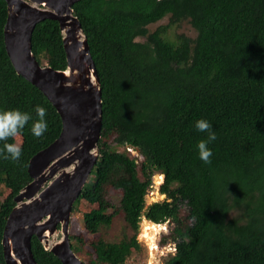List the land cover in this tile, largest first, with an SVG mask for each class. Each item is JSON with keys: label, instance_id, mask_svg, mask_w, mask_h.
<instances>
[{"label": "trees", "instance_id": "16d2710c", "mask_svg": "<svg viewBox=\"0 0 264 264\" xmlns=\"http://www.w3.org/2000/svg\"><path fill=\"white\" fill-rule=\"evenodd\" d=\"M72 8L87 38L102 101L99 155L78 200L100 201L99 191L115 162L127 166L131 181L130 190L113 205L82 213L85 232L96 240L88 253L81 239L72 236L73 253L84 256V264H124L135 247L141 218L162 224L175 211L167 201L191 195L195 221L176 231L181 237L165 264H264V0H79ZM165 11L189 19L196 31L183 76L158 45L148 63L122 55L123 48L137 43L134 39L143 37L146 27ZM6 16V4L0 0V110L19 109L35 120V107L40 105L47 111L48 124L37 138L29 121L20 135V159L0 158V185L16 195L31 181L30 158L58 137L61 120L42 93L12 68L3 42ZM31 47L40 65L65 69L57 22L38 23ZM200 118L217 136L208 145L211 164L200 160L196 148L207 138V133L195 129ZM111 128L117 142L126 146L123 153L102 148ZM126 148L134 150L141 162ZM154 174L163 176L158 192L165 200L145 207ZM238 201L252 212L243 227L232 222L227 233L230 203ZM13 206V197L0 205V226ZM117 217L127 232L111 241L106 235ZM31 251L37 264H61L35 237ZM0 264H5L1 242Z\"/></svg>", "mask_w": 264, "mask_h": 264}, {"label": "water", "instance_id": "95a60500", "mask_svg": "<svg viewBox=\"0 0 264 264\" xmlns=\"http://www.w3.org/2000/svg\"><path fill=\"white\" fill-rule=\"evenodd\" d=\"M3 1V42L10 64L42 93L61 120L58 137L30 158L31 181L13 197L14 206L0 226L3 259L5 264H37L31 251L35 237L61 264H84L72 251L69 226L73 205L99 155L102 101L87 38L72 8L79 0ZM44 20L58 24L64 70L40 65L32 53L33 30Z\"/></svg>", "mask_w": 264, "mask_h": 264}, {"label": "rangeland", "instance_id": "374dc122", "mask_svg": "<svg viewBox=\"0 0 264 264\" xmlns=\"http://www.w3.org/2000/svg\"><path fill=\"white\" fill-rule=\"evenodd\" d=\"M196 31L190 24L189 19L178 18L170 15L167 11L163 12L160 18L146 27L143 37L137 38V43L133 46H125L122 55L124 58L134 57L142 59L143 63H148L152 59V49L154 45L160 47V52L170 59V66L179 76H183L189 67L191 51L195 45ZM184 55L185 59L181 56ZM46 65V64H44ZM110 136L102 146L105 150L117 151L123 153L124 145H120L116 138L117 132L110 129ZM21 145V137L18 136L15 141ZM130 155L137 158V163L141 162V157L134 150L127 149ZM130 173L126 165L115 162L108 173L106 183L101 187L100 201L93 204H82L77 202L72 208L69 240L72 236H77L83 242V248L88 252H92V244L96 237L85 232L82 224V213L87 209H100L113 205L115 199L131 188ZM159 178V179H158ZM158 179V180H157ZM163 182V177L153 175L151 185L146 191L145 206L153 203H159L165 200V196H161L158 192L160 185ZM14 193L0 185V205L5 204L10 198L14 197ZM191 195L187 198L179 199L178 202H173L170 199L167 201L170 206L175 209L172 217L164 223L159 224L158 232L153 240V247L142 236V225L147 223L144 217L141 218L138 225V233L136 235V244L131 250V254L126 259L124 264H165V259L169 254H173L176 242L179 241L181 233H176L177 230H186L195 221V216L189 206ZM111 210H109V213ZM251 210H246L241 207V203L232 202L226 217L227 233H231V224L236 222L240 226H244L247 222V217L251 214ZM188 225V226H187ZM163 226V227H162ZM164 228V229H163ZM127 232L123 222L117 217L113 225L107 231L106 238L111 241H118ZM98 237V236H97ZM157 238V239H156ZM156 239V240H155ZM140 248L139 250H134ZM156 253V254H155ZM152 254V256H151ZM81 261H85L84 256H80ZM154 261V262H153Z\"/></svg>", "mask_w": 264, "mask_h": 264}, {"label": "clouds", "instance_id": "9594fccd", "mask_svg": "<svg viewBox=\"0 0 264 264\" xmlns=\"http://www.w3.org/2000/svg\"><path fill=\"white\" fill-rule=\"evenodd\" d=\"M35 113L37 119L32 120V116L30 113L23 112L19 109L0 110V142H4L3 146L0 147V158L11 159L13 161H17L20 159L22 155V148L20 144L14 141L18 136L21 135L22 130L28 125L29 121H32V126L30 131L33 136L39 138L47 131L48 124L45 119L47 115L46 109L40 105H37L35 107ZM194 126L198 132L207 133V138L199 140L196 145V148L200 160H202L205 164H211L212 162L211 157L213 153L211 149L208 147V145L209 143L217 139L216 133L212 131V125L203 118L197 119L195 121ZM10 140L13 142H8ZM126 149H130V148H126ZM130 150L132 151V149ZM157 175L162 176L160 174Z\"/></svg>", "mask_w": 264, "mask_h": 264}, {"label": "bare ground", "instance_id": "6f19581e", "mask_svg": "<svg viewBox=\"0 0 264 264\" xmlns=\"http://www.w3.org/2000/svg\"><path fill=\"white\" fill-rule=\"evenodd\" d=\"M159 179V178H158ZM157 179V180H158ZM162 225V224H161ZM160 225H154L150 222L144 223L142 225V236L146 239V241L149 243V246L153 245V240L155 235L158 232V228ZM163 227V226H162ZM164 229V228H163ZM157 239V238H156ZM155 239V240H156ZM153 247V246H152ZM156 254V253H155ZM152 256V254H151ZM153 257V256H152ZM154 262V261H153Z\"/></svg>", "mask_w": 264, "mask_h": 264}]
</instances>
